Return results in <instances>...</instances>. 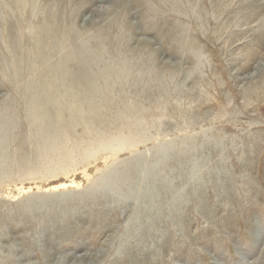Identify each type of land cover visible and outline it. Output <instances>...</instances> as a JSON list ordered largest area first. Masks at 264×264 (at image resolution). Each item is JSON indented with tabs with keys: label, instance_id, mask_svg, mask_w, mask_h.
Returning <instances> with one entry per match:
<instances>
[{
	"label": "rangeland",
	"instance_id": "374dc122",
	"mask_svg": "<svg viewBox=\"0 0 264 264\" xmlns=\"http://www.w3.org/2000/svg\"><path fill=\"white\" fill-rule=\"evenodd\" d=\"M19 1L9 23L27 31L34 24L36 37L7 30L0 37V264H264V0ZM10 56L17 83L5 71ZM59 81L73 95L57 90ZM33 96L40 111L28 113ZM115 108L133 115L131 124L147 121L132 147L89 165L92 177L105 171L113 178L116 167L133 176L139 171L129 165L141 158L155 162L157 175L144 173L154 190L133 182L132 192L116 198L107 186L66 188L73 198L56 206L34 188L5 197L36 181L65 180L63 170L47 177L52 145L57 165L72 169L82 146L114 133L120 121L103 116ZM43 196L46 205L35 210ZM134 218L140 242L148 238L143 229L160 230L156 246L118 256Z\"/></svg>",
	"mask_w": 264,
	"mask_h": 264
},
{
	"label": "bare ground",
	"instance_id": "6f19581e",
	"mask_svg": "<svg viewBox=\"0 0 264 264\" xmlns=\"http://www.w3.org/2000/svg\"><path fill=\"white\" fill-rule=\"evenodd\" d=\"M7 1V2H6ZM8 1H10L11 3H14V6H13V8L15 9V11H11L10 9H9V7H10V5L11 4H8ZM197 2H198V0H197ZM18 4H21V2L19 1V0H0V37H2L3 35H4V33L5 32H7L8 31V33H12L13 31L16 33V35H19V36H21V35H26V34H29V35H31L32 37H36V28H35V25L33 24H31V26L29 27V29H28V31H27V29H26V27L24 26V24L22 25V23H19V22H17V23H14V24H11V23H9V18L10 17H13L14 15H15V12L17 11V12H19L20 11V7L21 6H19ZM36 6V5H35ZM34 6V7H35ZM15 7H17V8H15ZM33 7V6H32ZM112 9H113V7H112ZM12 12V13H11ZM104 12V11H103ZM10 13V14H9ZM32 14L33 15H31V20L33 19V17H36L35 16V13H34V11H32ZM21 15V14H20ZM7 30V31H6ZM14 33V34H15ZM84 38V37H83ZM80 39H82V38H80ZM85 40V39H84ZM34 41V40H33ZM81 41V40H80ZM4 43V42H3ZM84 45H85V42H84ZM7 46V45H6ZM102 47V46H101ZM201 56V55H200ZM11 57V56H10ZM86 58V57H85ZM87 60V59H86ZM138 60V59H137ZM93 63H94V61H93ZM6 68H5V71H6V73H7V75L9 76V74H10V69L12 70V73H13V75L11 76L10 75V77L11 78H17V79H15L16 80V83L19 81V79H18V76H20L19 75V73H18V71L16 70V68H17V65H16V60L15 59H13V57H11V62H10V68H9V70H8V68H7V66H5ZM83 71L85 72V68L83 69ZM154 71V70H153ZM153 73V72H152ZM152 73H150V75L152 74ZM14 75H16V77H14ZM148 75V74H147ZM7 77V76H6ZM134 77V76H133ZM64 81V80H63ZM66 82V81H65ZM95 82V81H94ZM138 82V81H137ZM155 82V81H154ZM87 83V82H86ZM159 83V82H158ZM99 84H101V83H99ZM146 84V83H145ZM74 85H76V84H74ZM55 88L57 89V90H62L63 89V92H64V94L66 95V94H68V95H73V92L71 91V88L69 89L65 84L64 85H62L61 84V82L59 81L57 84H56V86H55ZM137 89V88H136ZM107 90V89H106ZM84 91V90H83ZM97 91V90H96ZM101 91V90H100ZM99 91V92H100ZM138 90H136V92H137ZM142 91H143V89H142ZM87 93H89V92H87ZM111 94V93H110ZM113 94V93H112ZM144 94V93H143ZM8 95V94H7ZM81 95V94H80ZM103 96V95H102ZM113 96V95H112ZM119 96V95H118ZM7 97V96H6ZM93 98H94V95H92L91 96V100H89V104L91 105V106H93ZM4 99V98H3ZM61 99H63V98H61ZM6 100V99H5ZM38 99H36V96H33L32 98H30L29 97V101H28V107H27V110L26 111H28V113H32L31 111H30V109L31 110H36V111H40V108H39V106H37V105H40V104H38L37 101ZM124 100V99H123ZM162 100V99H161ZM37 101V102H36ZM100 101H101V99H100ZM112 101V100H111ZM121 102V101H120ZM99 103V102H98ZM111 103V102H110ZM113 103V102H112ZM160 103V102H159ZM63 104H65V103H63ZM133 104V103H132ZM140 104V103H139ZM150 104V103H149ZM97 105V104H96ZM102 105H104V102H103V104ZM126 106V105H125ZM65 106L63 105V108H64ZM94 107V106H93ZM108 107V106H107ZM143 107V106H142ZM72 108V107H71ZM90 109V108H89ZM109 109H110V107H109ZM116 109V108H115ZM135 109V108H134ZM143 109V108H142ZM2 110L3 111H6L7 112V110H5V109H3L2 108ZM1 110V111H2ZM34 110V111H35ZM62 110V109H61ZM76 110V109H75ZM104 110H105V108H104ZM108 110V109H107ZM114 110V109H113ZM117 110V109H116ZM70 111V110H69ZM85 111V110H84ZM92 111V110H91ZM134 111V110H133ZM137 111V110H136ZM140 111V110H139ZM145 110L143 109V112H144ZM71 112V111H70ZM106 112V111H105ZM107 112H109V114H105L104 116H103V119H104V122L105 123H109V121H111L113 118H114V123L115 122H119L120 121V123L118 124V127L117 128H115V129H113L114 130V133H112V135H107V137H105L104 139H102V140H95L94 141V145H95V147L94 148H92V146L89 148H86V147H84V146H82V153H81V156H80V158H73V159H71L72 160V163L73 164H75V166L72 168V169H70L69 170V167L68 166H63V167H61L60 166V164H58L57 165V160H56V157H57V148H56V145H58V144H56V145H52V152H53V155L51 154V156H50V158L49 159H47V157H44V158H42V160L43 159H47L48 161H50L51 160V162L50 163H52L53 164V166H54V168H51L50 170L48 169V171L46 170V174H48V173H52V174H56V172H58L59 170H63V174L64 175H66V179L65 180H63V181H59V182H57V183H53V184H47V185H45V184H40L39 182H37L36 181V184H29L27 187H24V186H21V187H18L17 188V190L16 191H13V189H8L7 191H5L4 192V194H5V197H12V198H15V197H17V196H19V195H23V194H25L26 192H30L31 191V189L32 188H34V189H36V190H38L39 192H43V193H48V198H50L51 200H53V202L55 203V206L58 204H60L62 201H64L63 200V198L64 197H68V198H71L72 196L71 195H66L67 193L66 192H62V189H66V188H73L72 190H86V191H89L90 189H93V192H99V191H101L103 188H105L106 186V190H107V193L108 194H114L115 195V197L116 198H118L119 196H123V194H122V190L123 189H125V190H127V191H131V189H133V182H137V183H139V184H141V188H140V191H147V190H154L153 188H151V186H152V184L154 183H152V181L151 182H148L149 180H144V179H146L145 178V175H144V173H145V171H147V170H149V171H151L152 170V173H156V172H153V170L155 171V168H154V163H150V164H148V161H146L145 159H141V158H136V159H138V160H144L145 162H146V164L147 165H144V161L143 162H138V163H135L134 161L133 162H131V164L129 165L130 166V168L129 169H136V170H138L139 172H137V174H135V175H130L129 174V171L127 172L126 171V169H128L127 167H116L115 168V171H114V169L112 168V170H109V171H114L115 173H114V177L113 178H110L107 174H104L105 173V171L103 172V174H101L100 176H98V177H92L93 176V174H92V172H93V170H91L90 169V166L89 165H91V164H94V166L95 167H97V166H99L100 164H104V163H106L108 160H110L111 158H114L115 156H117L119 153H121L122 151H124V149H126L127 147H128V149L130 148V147H132V145L133 144H135L137 141H138V139H139V135H140V130H142V128L145 126V122L147 121V118H146V116H142V117H139L140 119H137V121H135L136 123H134V124H131V120H133V115L131 116V115H123L121 112H119L118 110H117V112H112V113H110V111L108 110ZM142 112V111H141ZM149 112V111H148ZM74 113V112H73ZM83 113V112H82ZM2 114V113H1ZM34 114V113H33ZM100 114V113H99ZM133 114V113H132ZM141 114V113H140ZM6 115V114H5ZM5 115H3L4 117H5ZM59 115H61V114H59ZM72 115V114H71ZM3 116H2V118H3ZM27 116V115H26ZM29 116V115H28ZM40 116V115H39ZM44 116V115H43ZM72 117V116H71ZM148 117V116H147ZM154 117V116H153ZM33 118V117H32ZM69 118V117H68ZM134 118H135V115H134ZM7 119V118H6ZM34 119V118H33ZM36 119H37V117H36ZM35 119V120H36ZM38 119H40V118H38ZM43 119V118H42ZM41 119V120H42ZM154 119V118H153ZM162 119V118H161ZM5 120V119H4ZM159 120V119H158ZM15 122V121H14ZM13 122V123H14ZM153 122V121H152ZM10 123V122H9ZM30 123V122H29ZM74 123V122H73ZM158 123V122H157ZM0 124H2V123H0ZM64 124V123H63ZM131 124V125H130ZM15 125V124H14ZM35 125H36V123H35ZM6 126V125H5ZM7 126H8V124H7ZM30 126H31V124H30ZM32 126H34V125H32ZM32 126H31V128H32ZM39 127V126H38ZM102 127V126H101ZM147 127V126H146ZM37 128V127H36ZM95 129H96V127H95ZM107 129V128H106ZM109 129H111V128H109ZM13 130V129H12ZM39 130H41L40 128H39ZM67 130V129H66ZM50 131V130H49ZM95 131V130H94ZM111 131V130H110ZM3 132V129L2 128H0V134ZM41 132V131H40ZM88 132L90 133V131H89V129H88ZM99 132H100V130H99ZM101 132H102V130H101ZM100 132V133H101ZM108 132V131H107ZM127 133V134H125V133ZM39 133V132H38ZM54 133H57V136L56 137H58V138H60L59 140H61L62 139V136H64V132H63V129H61V125L59 126H56V128H55V132ZM53 133V134H54ZM12 134V133H11ZM41 134V133H40ZM111 134V133H110ZM32 135V134H31ZM46 135V134H45ZM96 135V134H95ZM4 136H5V133H3V134H1L0 135V142H1V137L2 138H4ZM55 136V135H54ZM99 136V135H98ZM106 136V135H105ZM109 136V137H108ZM6 137V136H5ZM48 137V136H47ZM50 137V136H49ZM51 138V137H50ZM9 139H10V137H9ZM41 139V138H40ZM37 140V139H36ZM56 140H57V138H56ZM33 141V140H32ZM31 141V142H32ZM49 141V140H48ZM52 141H54V140H52ZM58 141V140H57ZM24 142V141H23ZM40 145V144H39ZM161 145V144H160ZM36 146V145H35ZM6 147H4V146H0V149L2 150V152L0 153V155H2V156H4L5 155V152H6V149H5ZM39 148V147H38ZM55 148H56V151H55ZM61 148V147H60ZM44 149H45V147H44ZM46 149H47V147H46ZM45 149V150H46ZM59 149V148H58ZM196 149V148H195ZM38 150H40V149H38ZM102 151V152H104V154H105V157H103V159L101 158V159H97V158H95V154H96V152L97 151ZM31 151V150H30ZM29 151V152H30ZM41 151V150H40ZM50 151V150H49ZM48 151V152H49ZM64 151V150H63ZM160 151V150H159ZM162 151V150H161ZM51 152V153H52ZM78 152V151H77ZM131 152V151H130ZM28 153V152H27ZM31 153V155L30 156H32V152H30ZM41 155H42V153L41 152H39ZM100 153V152H99ZM72 154V153H71ZM40 155V156H41ZM48 155V154H47ZM74 155V154H73ZM99 155V154H98ZM39 156V157H40ZM46 156V155H45ZM77 156V155H76ZM102 156H103V154H102ZM41 157H43V156H41ZM98 157V156H97ZM164 157L165 156H163V159H164ZM24 158H25V156H24ZM1 159H3V158H1ZM25 159H27V158H25ZM68 159V158H67ZM125 160V159H124ZM46 161V160H45ZM114 161V160H113ZM130 161H132V160H130ZM205 161V160H204ZM57 162V163H56ZM111 162H112V160H111ZM195 162H197L196 160H195ZM4 163V162H3ZM3 163H0V166H1V164H3ZM42 163H44V160H43V162ZM50 163L48 162V164L50 165ZM123 163H125V162H123ZM130 163V162H129ZM162 163V162H161ZM46 164V163H45ZM51 164V165H52ZM116 164V163H115ZM157 164H158V162H157ZM197 164V163H196ZM44 165V164H43ZM48 165V166H49ZM4 166V165H3ZM47 166V165H46ZM50 167V166H49ZM162 167V166H161ZM197 167H198V165H196V167H195V169H197ZM44 168V167H43ZM46 168V167H45ZM102 169V168H101ZM109 169H111L110 167H109ZM194 169V170H195ZM31 171V170H30ZM193 171V170H192ZM4 172V171H3ZM39 172H40V170H39ZM76 172H77V174H76ZM125 172V173H124ZM10 173V172H9ZM24 173V172H23ZM30 173V172H29ZM36 173V172H35ZM37 173H38V171H37ZM42 173V172H41ZM108 173V172H107ZM193 173H195V172H193ZM28 174V173H27ZM44 174V173H43ZM158 174H160L159 172H158ZM10 175V174H9ZM19 175V174H18ZM17 175V176H18ZM49 175V174H48ZM47 175V177H50V175L48 176ZM77 175H80V179H77ZM112 175V174H111ZM151 175V174H150ZM156 175H157V173H156ZM20 176H22V175H20ZM34 176H36V174L34 175ZM40 176V175H39ZM38 176V177H39ZM44 176V175H43ZM52 176V175H51ZM152 176V175H151ZM25 177V176H24ZM30 177V176H29ZM37 177V176H36ZM36 177H34V178H36ZM41 177V176H40ZM46 177V176H45ZM45 177H43V178H45ZM56 177V176H55ZM108 177L110 178V179H108ZM156 177V176H155ZM19 177H17V179H18ZM28 178V177H27ZM27 178L25 177V179L27 180ZM33 178V177H32ZM31 178V179H32ZM53 178V177H52ZM90 178H93L92 179V182H91V186H90V188L88 189V188H86V189H80L79 187H81V186H83V184L85 183V181L87 180H90ZM154 178V177H153ZM152 178V179H153ZM21 179V178H20ZM19 180V179H18ZM28 180H30V179H28ZM35 180H38L37 178L35 179ZM194 180V179H193ZM20 181V180H19ZM22 181V180H21ZM126 181H129V182H126ZM24 182V181H23ZM154 186V185H153ZM155 188H156V186H155ZM33 190V189H32ZM134 190V189H133ZM184 190V189H183ZM37 191V192H38ZM57 191H60V193H58ZM91 191V190H90ZM51 192H57L58 194H56V193H51ZM62 192V193H61ZM78 192V191H77ZM102 192V191H101ZM132 192V191H131ZM136 192V191H135ZM50 193V194H49ZM86 193V196H89L90 194L88 193L87 194V192H85ZM178 193V192H177ZM41 194V193H40ZM56 195V196H54V195ZM72 194V193H71ZM143 194V193H142ZM148 194V193H147ZM64 195H66V196H64ZM132 195V194H131ZM187 195V194H186ZM47 196H46V199L44 198V196L43 197H39V198H37V200H39L38 201V204L36 203V209L35 210H37V208L38 207H40L42 204H44V205H46V203L45 202H47V201H45V200H47L48 198H47ZM62 196H64V197H62ZM73 198V197H72ZM87 198V197H86ZM137 198H138V194H137ZM136 199V198H135ZM41 200H43V201H41ZM69 200V199H68ZM90 200V199H89ZM182 200V199H181ZM71 201V200H70ZM37 202V201H36ZM39 202H40V204H39ZM80 202H82V201H80ZM136 202V201H135ZM84 203V202H83ZM87 203V202H86ZM91 204V203H90ZM141 204V203H140ZM143 204V203H142ZM40 205V206H39ZM174 206V205H173ZM138 207H139V205H137V210H138ZM142 207V206H141ZM175 209V208H174ZM207 209V208H206ZM34 210V209H33ZM73 210V209H72ZM139 210H140V207H139ZM138 210V211H139ZM209 210V209H208ZM157 211V210H156ZM136 212V211H135ZM209 214V213H208ZM165 215V214H164ZM168 215V214H167ZM167 215H166V217H167ZM48 218V217H47ZM138 219V218H137ZM137 219H133L132 221H130L131 223L129 224L130 226H128V228L126 229V231L124 232V234L125 235H123V236H127V240L125 241V243L123 244V243H121V246H120V248L118 249V251L116 252L117 253V255L118 256H120V255H123V256H125V254H128V255H126V256H129V255H132V254H135L132 250H131V248L132 247H134V251L137 253V251H139V250H141V254H143L144 252H147V251H149V249H151L154 245H155V239H156V235H157V233L158 232H160V230L158 229V228H156V226L155 227H150L149 229H143L144 231H145V234L146 235H148V238L146 237V241L144 240V241H142V242H140V239H142L143 237H140V235H141V233L139 232V230L138 231H135L136 229H134V226L136 225V223L138 222V220ZM175 219V218H174ZM174 219H172V218H170L167 222H166V225H167V223H172L173 222V220ZM150 220V219H149ZM137 221V222H136ZM147 221H148V219H143V222L142 223H147ZM141 223V224H142ZM175 223V222H174ZM160 224H162V223H160ZM134 225V226H133ZM139 225V224H138ZM178 225V224H177ZM142 226V225H141ZM172 226V225H171ZM157 227H160V226H157ZM178 227H179V225H178ZM173 228H175V227H173ZM182 228H184V227H182ZM134 229V230H133ZM180 229V228H179ZM131 231V232H130ZM141 231H142V229H141ZM182 232V231H181ZM186 233V232H185ZM142 234H143V231H142ZM144 234V235H145ZM155 238H154V237ZM122 237V236H121ZM120 238V237H119ZM121 239H123V238H121ZM137 240L138 242L137 243H135V246H134V244L132 243L133 242V240ZM135 242V241H134ZM156 246V245H155ZM154 246V247H155ZM137 250V251H136ZM130 253V254H129ZM144 255V254H143ZM134 256V255H133ZM137 257V256H136ZM141 257V256H140ZM128 258V257H127ZM130 258V257H129ZM139 258V257H138ZM136 259V258H135ZM123 261H124V259H122ZM137 260V259H136Z\"/></svg>",
	"mask_w": 264,
	"mask_h": 264
}]
</instances>
